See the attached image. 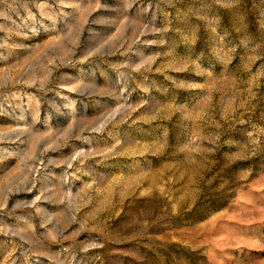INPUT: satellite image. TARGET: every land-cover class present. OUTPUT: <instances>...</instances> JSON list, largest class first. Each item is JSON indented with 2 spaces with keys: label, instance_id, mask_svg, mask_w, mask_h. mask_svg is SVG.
<instances>
[{
  "label": "rangeland",
  "instance_id": "374dc122",
  "mask_svg": "<svg viewBox=\"0 0 264 264\" xmlns=\"http://www.w3.org/2000/svg\"><path fill=\"white\" fill-rule=\"evenodd\" d=\"M0 264H264V0H0Z\"/></svg>",
  "mask_w": 264,
  "mask_h": 264
}]
</instances>
